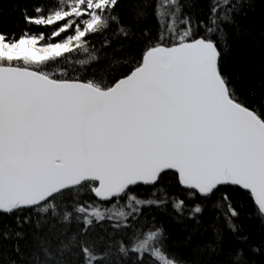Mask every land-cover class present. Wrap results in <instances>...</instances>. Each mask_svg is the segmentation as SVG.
I'll return each instance as SVG.
<instances>
[{
  "label": "snow or ice",
  "instance_id": "1",
  "mask_svg": "<svg viewBox=\"0 0 264 264\" xmlns=\"http://www.w3.org/2000/svg\"><path fill=\"white\" fill-rule=\"evenodd\" d=\"M0 264H264V0H0Z\"/></svg>",
  "mask_w": 264,
  "mask_h": 264
}]
</instances>
